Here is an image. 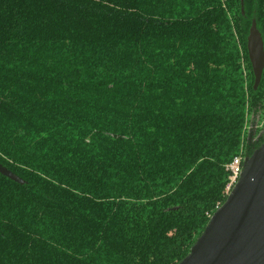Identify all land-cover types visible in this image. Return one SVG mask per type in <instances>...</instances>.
<instances>
[{
  "label": "trees",
  "instance_id": "16d2710c",
  "mask_svg": "<svg viewBox=\"0 0 264 264\" xmlns=\"http://www.w3.org/2000/svg\"><path fill=\"white\" fill-rule=\"evenodd\" d=\"M264 0H0V264H178L264 142Z\"/></svg>",
  "mask_w": 264,
  "mask_h": 264
},
{
  "label": "water",
  "instance_id": "95a60500",
  "mask_svg": "<svg viewBox=\"0 0 264 264\" xmlns=\"http://www.w3.org/2000/svg\"><path fill=\"white\" fill-rule=\"evenodd\" d=\"M246 46L255 89L264 67V51L254 21ZM242 165L225 201L211 215L189 253L178 264H264V142ZM0 174L24 183L1 163Z\"/></svg>",
  "mask_w": 264,
  "mask_h": 264
},
{
  "label": "built area",
  "instance_id": "2783aa9c",
  "mask_svg": "<svg viewBox=\"0 0 264 264\" xmlns=\"http://www.w3.org/2000/svg\"><path fill=\"white\" fill-rule=\"evenodd\" d=\"M242 160L240 156H235L232 161L229 163L228 168L230 170L231 176H230V183L227 187V194L229 193L232 186L237 181V178L242 171Z\"/></svg>",
  "mask_w": 264,
  "mask_h": 264
}]
</instances>
